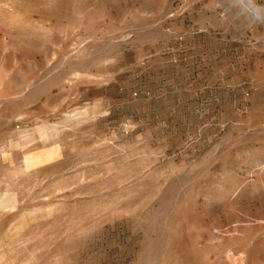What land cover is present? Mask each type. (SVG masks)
<instances>
[{"label": "rangeland", "instance_id": "rangeland-1", "mask_svg": "<svg viewBox=\"0 0 264 264\" xmlns=\"http://www.w3.org/2000/svg\"><path fill=\"white\" fill-rule=\"evenodd\" d=\"M0 264H264V0H0Z\"/></svg>", "mask_w": 264, "mask_h": 264}]
</instances>
